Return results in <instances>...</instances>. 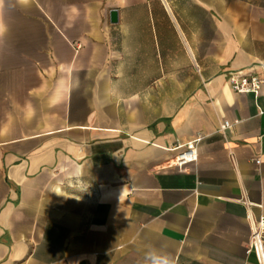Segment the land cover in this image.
Listing matches in <instances>:
<instances>
[{
	"label": "crops",
	"instance_id": "0c3cea01",
	"mask_svg": "<svg viewBox=\"0 0 264 264\" xmlns=\"http://www.w3.org/2000/svg\"><path fill=\"white\" fill-rule=\"evenodd\" d=\"M230 73L264 81V0H0V264H257L264 86Z\"/></svg>",
	"mask_w": 264,
	"mask_h": 264
},
{
	"label": "built area",
	"instance_id": "2783aa9c",
	"mask_svg": "<svg viewBox=\"0 0 264 264\" xmlns=\"http://www.w3.org/2000/svg\"><path fill=\"white\" fill-rule=\"evenodd\" d=\"M231 89L237 94H250L254 98L261 95V90L264 86V81L256 76H246L241 73H230L227 77ZM264 108L258 110V114L262 115ZM229 123L225 122L220 127V131L228 129ZM203 136H197L192 141L177 145L170 151L178 152L173 159L175 166H182L186 164H194L198 160V148L203 141ZM244 203L249 206L245 201ZM247 255H253L257 264H264V217H259L253 220V227L249 244L246 248Z\"/></svg>",
	"mask_w": 264,
	"mask_h": 264
},
{
	"label": "clouds",
	"instance_id": "9594fccd",
	"mask_svg": "<svg viewBox=\"0 0 264 264\" xmlns=\"http://www.w3.org/2000/svg\"><path fill=\"white\" fill-rule=\"evenodd\" d=\"M152 264H171V262L166 258H162L160 256H154L152 258Z\"/></svg>",
	"mask_w": 264,
	"mask_h": 264
},
{
	"label": "water",
	"instance_id": "95a60500",
	"mask_svg": "<svg viewBox=\"0 0 264 264\" xmlns=\"http://www.w3.org/2000/svg\"><path fill=\"white\" fill-rule=\"evenodd\" d=\"M110 22L112 24H116L117 23V13H116V11H111L110 12Z\"/></svg>",
	"mask_w": 264,
	"mask_h": 264
},
{
	"label": "rangeland",
	"instance_id": "374dc122",
	"mask_svg": "<svg viewBox=\"0 0 264 264\" xmlns=\"http://www.w3.org/2000/svg\"><path fill=\"white\" fill-rule=\"evenodd\" d=\"M1 120V119H0Z\"/></svg>",
	"mask_w": 264,
	"mask_h": 264
}]
</instances>
